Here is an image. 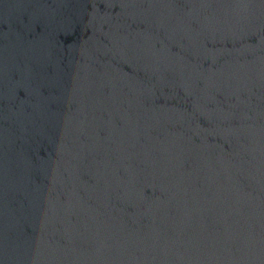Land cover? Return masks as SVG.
<instances>
[{"label": "water", "instance_id": "1", "mask_svg": "<svg viewBox=\"0 0 264 264\" xmlns=\"http://www.w3.org/2000/svg\"><path fill=\"white\" fill-rule=\"evenodd\" d=\"M0 264H264V0H0Z\"/></svg>", "mask_w": 264, "mask_h": 264}]
</instances>
